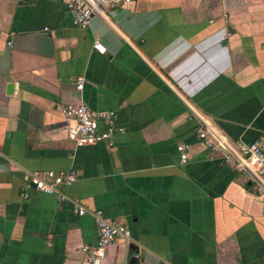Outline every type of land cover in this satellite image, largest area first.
<instances>
[{"label":"crops","instance_id":"1","mask_svg":"<svg viewBox=\"0 0 264 264\" xmlns=\"http://www.w3.org/2000/svg\"><path fill=\"white\" fill-rule=\"evenodd\" d=\"M68 1L0 0V264H87L99 210L131 232L104 264H264V197L198 138H264V0H133L85 29ZM71 103L114 112L110 142L77 146ZM33 171L78 179L61 198Z\"/></svg>","mask_w":264,"mask_h":264},{"label":"built area","instance_id":"2","mask_svg":"<svg viewBox=\"0 0 264 264\" xmlns=\"http://www.w3.org/2000/svg\"><path fill=\"white\" fill-rule=\"evenodd\" d=\"M133 0H69L67 2V11L75 27L88 28L95 15L104 16L107 10L130 4ZM94 49L101 54L106 53L105 47L95 42ZM85 84L83 77L77 78V89L82 90ZM63 115L68 119L76 121V144L79 147L95 146L102 142H110L115 132V114L112 111H93L84 103L68 104L63 108ZM104 122L107 125V131L100 132L99 124ZM198 138L205 146L214 152L223 154L226 164L231 168L240 170L248 174L256 194L264 197V138L255 140L245 146L240 152H234L227 142L219 136H214L212 132L201 127L198 130ZM188 145L180 142L177 150L181 154V160H188ZM228 150V151H227ZM75 171L56 172V171H33L26 178V188L37 191L60 195L63 188L71 187L77 181ZM22 197L28 198L26 191ZM77 212L80 215L86 214L83 207H78ZM95 219L97 222L98 240L93 246H84L81 248L85 255L87 264H104L106 250L119 240L128 239L131 236L129 228L125 225L115 222L103 211H96Z\"/></svg>","mask_w":264,"mask_h":264}]
</instances>
